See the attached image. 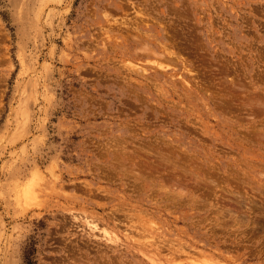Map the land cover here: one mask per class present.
Returning <instances> with one entry per match:
<instances>
[{"label":"rangeland","instance_id":"obj_1","mask_svg":"<svg viewBox=\"0 0 264 264\" xmlns=\"http://www.w3.org/2000/svg\"><path fill=\"white\" fill-rule=\"evenodd\" d=\"M205 258L264 264V0H0V264Z\"/></svg>","mask_w":264,"mask_h":264},{"label":"bare ground","instance_id":"obj_2","mask_svg":"<svg viewBox=\"0 0 264 264\" xmlns=\"http://www.w3.org/2000/svg\"><path fill=\"white\" fill-rule=\"evenodd\" d=\"M146 38V37H145ZM163 45V44H162ZM149 49V48H148ZM163 50V49H162ZM150 51V50H149ZM173 53V52H172ZM168 57V56H167ZM169 58V57H168ZM163 59V58H162ZM153 62H157V61H153ZM135 64V63H134ZM158 64V63H157ZM160 64V63H159ZM131 65V64H130ZM132 65H133V62H132ZM132 65H131V68L132 69H134L135 68V66L134 67H132ZM130 67V66H129ZM156 67L158 68L159 67V65H156ZM140 68L142 69L143 67H139L138 69H139V71H140ZM159 68H162V67H159ZM135 69H137V68H135ZM192 70V69H191ZM142 71L143 72H145L143 69H142ZM136 72H138V70H136ZM143 72H141L142 74H143ZM138 73H140V72H138ZM183 81H184V79H183ZM148 154V153H147ZM33 188V186L31 187V189L29 190V192L31 193V194H35V192H36V189L34 190V189H32ZM250 209V208H249ZM229 211V210H228ZM245 215V214H244ZM239 216V215H238ZM243 216V215H242ZM232 217V216H231ZM235 219V218H234ZM221 222V221H220ZM90 226L91 227H93V228H97V225L96 224H94V223H91L90 224ZM92 229V228H91ZM213 230V229H212ZM185 247V246H184ZM187 250V249H186ZM194 251V250H193ZM193 251H191V252H193ZM189 254H191V253H189ZM189 257V256H188ZM191 257V256H190ZM212 262H214V261H212ZM210 260H207L206 258L204 259V262H196V264H213ZM215 263V262H214ZM80 264V263H79ZM191 264V263H190Z\"/></svg>","mask_w":264,"mask_h":264}]
</instances>
